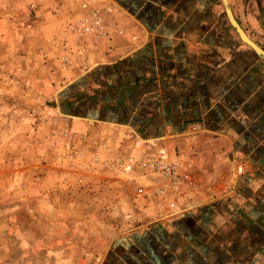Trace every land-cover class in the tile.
Returning a JSON list of instances; mask_svg holds the SVG:
<instances>
[{"label": "crops", "instance_id": "obj_1", "mask_svg": "<svg viewBox=\"0 0 264 264\" xmlns=\"http://www.w3.org/2000/svg\"><path fill=\"white\" fill-rule=\"evenodd\" d=\"M20 1L58 51L49 112L68 139L103 130L86 168L130 184L88 264H264V60L223 0ZM229 2L264 49V0ZM159 150L186 177L177 189L126 170Z\"/></svg>", "mask_w": 264, "mask_h": 264}, {"label": "rangeland", "instance_id": "obj_2", "mask_svg": "<svg viewBox=\"0 0 264 264\" xmlns=\"http://www.w3.org/2000/svg\"><path fill=\"white\" fill-rule=\"evenodd\" d=\"M36 19L27 2L0 0V264H88L128 216L115 201L130 184L88 172L103 130L68 139L70 127L49 112L58 51L28 32Z\"/></svg>", "mask_w": 264, "mask_h": 264}, {"label": "built area", "instance_id": "obj_3", "mask_svg": "<svg viewBox=\"0 0 264 264\" xmlns=\"http://www.w3.org/2000/svg\"><path fill=\"white\" fill-rule=\"evenodd\" d=\"M99 21H97L98 24ZM92 27H84L85 31L91 30ZM131 165L127 166L126 170H131L132 168H137L143 171L151 172L153 175L162 178L167 185L172 189H177L182 185L185 178H182L177 173L176 164L170 161L168 154L165 150H159L155 153L149 152L141 159H130ZM139 192H143L141 188ZM171 208H175V203H169Z\"/></svg>", "mask_w": 264, "mask_h": 264}, {"label": "water", "instance_id": "obj_4", "mask_svg": "<svg viewBox=\"0 0 264 264\" xmlns=\"http://www.w3.org/2000/svg\"><path fill=\"white\" fill-rule=\"evenodd\" d=\"M223 3L227 11L229 20L232 23L233 27L236 29L242 41L245 44L249 45L264 60V49L260 47L256 42H254L241 27V25L239 24V22L237 21V19L233 14L229 0H223Z\"/></svg>", "mask_w": 264, "mask_h": 264}]
</instances>
